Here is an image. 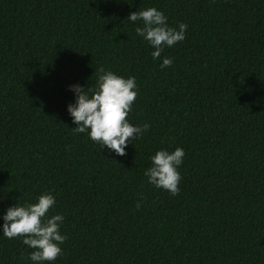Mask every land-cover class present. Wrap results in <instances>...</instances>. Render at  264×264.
<instances>
[{
    "label": "trees",
    "instance_id": "obj_1",
    "mask_svg": "<svg viewBox=\"0 0 264 264\" xmlns=\"http://www.w3.org/2000/svg\"><path fill=\"white\" fill-rule=\"evenodd\" d=\"M147 7L187 25L167 67L127 18ZM98 66L135 77L126 119L150 124L123 156L66 111ZM177 146L171 195L143 170ZM44 191L53 264H264V0H0V214ZM21 240L0 236V264H26Z\"/></svg>",
    "mask_w": 264,
    "mask_h": 264
},
{
    "label": "clouds",
    "instance_id": "obj_2",
    "mask_svg": "<svg viewBox=\"0 0 264 264\" xmlns=\"http://www.w3.org/2000/svg\"><path fill=\"white\" fill-rule=\"evenodd\" d=\"M129 21L135 26V33L153 49V60H161L160 67L172 64L173 58L161 57L165 47H171L185 38L187 25L179 22L177 27L167 23L165 14L155 7L130 11ZM73 93V101L66 105L76 133H87L88 138L99 148H107L115 155L123 156L125 147L139 139L150 127L148 122L130 123L126 116L131 110L137 95L135 77L123 76L98 66L93 84L87 88L79 83L68 85ZM184 149L177 146L169 151L164 148L155 150L149 156L150 166L143 170L147 182L156 188L168 191L171 195L179 192L181 179L178 167L182 164ZM143 197H141L142 201ZM55 205V196L51 191L39 193L33 201L14 203L0 214V236L5 238L22 237L21 242L32 249L27 255L31 264H53L62 254L61 244L66 236L60 232L64 221L62 213L49 215V209ZM140 201L136 202V207Z\"/></svg>",
    "mask_w": 264,
    "mask_h": 264
}]
</instances>
